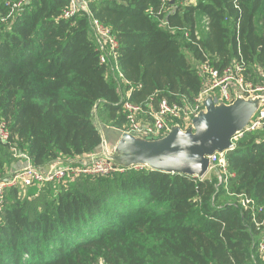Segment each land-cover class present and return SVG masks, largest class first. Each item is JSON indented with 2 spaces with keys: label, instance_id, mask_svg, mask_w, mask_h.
I'll list each match as a JSON object with an SVG mask.
<instances>
[{
  "label": "trees",
  "instance_id": "obj_1",
  "mask_svg": "<svg viewBox=\"0 0 264 264\" xmlns=\"http://www.w3.org/2000/svg\"><path fill=\"white\" fill-rule=\"evenodd\" d=\"M19 1L0 0V122L11 131L8 142L0 140V180L17 172L10 171L20 161L15 152L41 171L63 157L100 152L97 117L126 130L91 18L116 36L120 74L135 103L152 95L193 101L204 53L220 69L243 60L250 79L263 81L264 0H91L90 15L71 18L63 17L69 0H29L13 12L8 2ZM226 159L234 174L227 185L216 175L145 167L31 187L24 198L9 190L0 210V264H264V232L236 203L237 195L252 198L264 220V128L246 132Z\"/></svg>",
  "mask_w": 264,
  "mask_h": 264
},
{
  "label": "built area",
  "instance_id": "obj_2",
  "mask_svg": "<svg viewBox=\"0 0 264 264\" xmlns=\"http://www.w3.org/2000/svg\"><path fill=\"white\" fill-rule=\"evenodd\" d=\"M29 0H21L17 3L8 2L13 12L18 11ZM91 0H69V6L64 10L63 17L71 18L78 12L83 11L90 15L89 3ZM163 6L174 3L175 0H162ZM92 29L101 54V62L111 65V70L120 74L118 65L119 42L112 30L96 19L91 18ZM166 25V22H163ZM203 29L209 30V21H203ZM187 39L194 42L191 32L184 30ZM195 41H201L202 34L199 28L194 31ZM198 76L201 78V90L193 101L184 99L182 103L170 102L167 98L157 99L152 95L144 103H135L131 100L132 87L122 98L121 107L126 116V130L122 134H130L141 139L152 141L161 140L169 135L174 127L182 131H188L193 127V121L206 109V100L212 97L216 105H231L237 99H261L260 107L249 125L242 133H238L233 139L236 142L246 132H255L264 128V74L261 75L262 82L255 84L250 79L247 65L243 60H238L223 68L215 67L210 57L204 53V61L197 67ZM107 75V74H106ZM121 75V74H120ZM122 78V75H121ZM128 85L129 83L124 80ZM11 139V131L7 122H0V140L8 142ZM104 152L101 155H90L77 158L63 157L55 161L51 170L41 171L32 164L15 172L14 175L5 180H0V210L5 204V197L9 190L19 189L22 197L27 196L28 189L38 187L41 191L48 183L58 184L67 180L82 176H108L127 169H143L144 166H131L126 168L116 163L112 153L106 150L107 143L103 141ZM225 153H215L209 156L210 172L215 171L219 184H228V180L234 177L231 174ZM15 156L23 157L22 153L15 152ZM26 156V155H25ZM109 156V157H108ZM205 178V177H204ZM38 194L36 195V197ZM238 205L245 211H249L252 221L258 231L264 232V220L259 221L258 215L263 213V208L258 207L255 200L246 195H237ZM258 253L264 257V236L258 244ZM101 264H104L101 262Z\"/></svg>",
  "mask_w": 264,
  "mask_h": 264
},
{
  "label": "water",
  "instance_id": "obj_3",
  "mask_svg": "<svg viewBox=\"0 0 264 264\" xmlns=\"http://www.w3.org/2000/svg\"><path fill=\"white\" fill-rule=\"evenodd\" d=\"M261 99H237L231 105H216L212 97L206 109L182 131L174 127L161 140L141 139L124 134L111 158L126 168L144 166L167 174L204 178L210 172L209 156L234 149L232 139L249 125L260 107ZM109 157V156H108Z\"/></svg>",
  "mask_w": 264,
  "mask_h": 264
},
{
  "label": "crops",
  "instance_id": "obj_4",
  "mask_svg": "<svg viewBox=\"0 0 264 264\" xmlns=\"http://www.w3.org/2000/svg\"><path fill=\"white\" fill-rule=\"evenodd\" d=\"M190 59V58H189ZM107 78H108V80H115L117 83H118V93L121 95V97L123 98V96H125L126 95V91H127V84L124 82V80L118 75V73L117 72H115V71H112L111 70V67L108 69V71H107ZM101 129L102 128H99V130H100V132L102 133V131H101ZM107 129H110V130H114V131H116L117 133H115V137H114V139L112 140L111 138H108V134H107ZM104 130H105V133H106V135H107V138H105L104 137V135H103V133H102V136H103V141H106V143H107V147H106V150L107 151H109V152H111L112 153V150L114 149V146L115 145H117L118 144V142H119V140H120V138H121V134H122V132L121 131H119V130H117V129H115V128H113V127H110V126H107L106 125V127L104 128ZM121 133V134H120ZM120 134V135H119ZM123 136V135H122ZM102 152H104V146L102 145V147H101V150H100V152H98V153H95V154H93L94 156L95 155H101L102 154ZM26 154H23V157H20V159H17V161H19V162H16L14 165H12L11 166V168H10V171L11 172H15V171H20V170H24V169H26V168H28L30 165H31V162H30V160H29V158H28V156L26 155ZM58 161V160H57ZM53 164H54V162L51 164V165H49V166H47L45 169H43L42 171H44V172H48V171H50L51 170V167L53 166Z\"/></svg>",
  "mask_w": 264,
  "mask_h": 264
},
{
  "label": "rangeland",
  "instance_id": "obj_5",
  "mask_svg": "<svg viewBox=\"0 0 264 264\" xmlns=\"http://www.w3.org/2000/svg\"><path fill=\"white\" fill-rule=\"evenodd\" d=\"M196 0H189L187 3H194ZM186 3V4H187ZM190 58V57H189ZM97 116V115H96ZM95 122L97 123V126L99 127V128H102L101 129V131H102V133H103V135H104V137L105 138H107V135H106V133H105V130H104V128L106 127V125H107V122H103L101 119H99L98 117L97 118H95ZM107 126H109V125H107ZM107 134H108V138H111L112 140L114 139V137H115V133H117L116 131H114V130H110V129H107ZM122 137V136H121ZM121 139V138H120ZM116 146L117 145H115L114 146V149L112 150L113 151V153L114 154H117V148H116ZM213 175H215V171H211V172H209L208 174H207V176L205 177V178H210L211 176H213ZM24 198V197H23Z\"/></svg>",
  "mask_w": 264,
  "mask_h": 264
}]
</instances>
